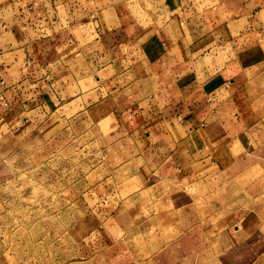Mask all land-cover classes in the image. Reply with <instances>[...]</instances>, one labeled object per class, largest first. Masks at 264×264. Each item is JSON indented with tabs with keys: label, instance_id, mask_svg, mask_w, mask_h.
I'll return each mask as SVG.
<instances>
[{
	"label": "crops",
	"instance_id": "obj_1",
	"mask_svg": "<svg viewBox=\"0 0 264 264\" xmlns=\"http://www.w3.org/2000/svg\"><path fill=\"white\" fill-rule=\"evenodd\" d=\"M142 1L0 0V160L103 105L139 147L122 195L151 176L195 183L264 148V0H162L154 18L169 14L148 24ZM244 213L215 251L261 229L259 212Z\"/></svg>",
	"mask_w": 264,
	"mask_h": 264
},
{
	"label": "rangeland",
	"instance_id": "obj_2",
	"mask_svg": "<svg viewBox=\"0 0 264 264\" xmlns=\"http://www.w3.org/2000/svg\"><path fill=\"white\" fill-rule=\"evenodd\" d=\"M161 2L142 1V22L169 14L154 18ZM30 135L0 160V264H264V223L231 251L213 243L244 212L264 218V148L195 183L151 176L122 195L139 147L109 106ZM93 226L102 246L85 232Z\"/></svg>",
	"mask_w": 264,
	"mask_h": 264
}]
</instances>
